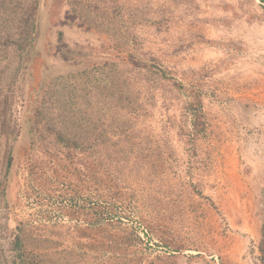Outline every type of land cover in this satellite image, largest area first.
I'll return each instance as SVG.
<instances>
[{
  "label": "rangeland",
  "instance_id": "obj_1",
  "mask_svg": "<svg viewBox=\"0 0 264 264\" xmlns=\"http://www.w3.org/2000/svg\"><path fill=\"white\" fill-rule=\"evenodd\" d=\"M64 1L38 0L34 15L40 25L36 48L44 59V74L50 78L69 74L72 87L85 82L91 97L87 112L94 111L99 99L110 101L99 90L114 83L122 85L140 109L133 113L103 107L100 117L111 140L108 151L90 142L92 148L87 153H72L69 159L65 149L50 146L59 162L48 160L40 151L39 162L48 167L37 182H49L56 193L92 182L89 196L95 202L98 171L92 179L87 168L98 164L108 168L128 194L126 206L117 214V227L126 240L124 255L87 251L94 239L80 238L78 233V228L86 224L62 217L57 210L59 200L56 196L47 199L43 191L37 192L39 203L33 197L24 199L23 206L15 209L16 214L32 226H67L61 235L55 228L52 240L62 242L76 255L88 254L83 264H264V3L114 0L125 27L105 25L108 40L153 58L157 75L148 78L143 71L130 70L119 62L82 79L70 74L73 68L45 54V45L56 40L58 28L52 24L63 17ZM91 17L102 22L96 13ZM62 31L71 49L93 50V54L84 53V58H111L104 50L111 44L100 35L75 28ZM5 35L0 30V46L7 44L10 49L3 40ZM126 35L130 36L128 41ZM6 63L16 75L11 78L10 90H0L2 97L11 100L8 113L16 124L23 112L18 104L27 73L13 58L0 61V69ZM172 80L199 94L201 118L197 127L189 98L186 93L179 96L175 90L171 92ZM79 105L83 107L81 99ZM90 118L94 120L95 116ZM121 121L127 122L124 127L133 147L125 158L117 153L122 148L119 139L124 138L116 133L122 126L117 122ZM0 151L2 154V148ZM59 163L64 164L66 172L59 170ZM56 170L61 174L57 179L53 176ZM82 195L77 197L79 202ZM3 214L0 206V264L9 261Z\"/></svg>",
  "mask_w": 264,
  "mask_h": 264
},
{
  "label": "trees",
  "instance_id": "obj_2",
  "mask_svg": "<svg viewBox=\"0 0 264 264\" xmlns=\"http://www.w3.org/2000/svg\"><path fill=\"white\" fill-rule=\"evenodd\" d=\"M259 1L264 3V0ZM10 3L14 5L10 6ZM63 3L66 5L63 17L52 24V27L58 28L56 40L54 43L45 45L44 49L48 57L56 58L73 68L71 75L84 79L89 73L119 62L130 70L143 71L148 78L157 75L158 66L153 58L140 55L136 50L122 44H111L108 40L105 25L111 26V23H117L120 29L125 27L121 16L117 15L114 0H65ZM37 9L38 0H0V16L2 15L0 30L6 32V38L3 40L10 46V49H7V44H4V47L0 46V52H2L0 61L8 58L17 59L20 68L27 73L26 77L25 74L23 76L26 84L21 88L22 96L18 104L23 112H20L22 116L16 124L15 121L13 122V116L8 113L11 100L8 96L2 97L0 90V150L2 148L0 206L4 209L5 218L2 228L6 232L5 238L9 246L7 248L9 261L6 264H83L86 262L83 257H88V254L76 255L73 249L64 247L62 242L52 240L51 235L57 231L55 228H59L61 233L58 231L57 235H61L63 234L62 229L66 230L67 226H53V228L42 225L32 226V222L16 214L15 209L23 206L24 199L29 201L33 197L39 203L37 199L40 195L37 192L42 194V191L47 194V199L56 196L55 198L59 200L57 210L62 217L86 224L85 228H78V233L80 238L94 239L90 242L87 251L93 254L103 251L124 255L126 240L123 239V233L117 227V214L119 208L126 206L128 194L121 190L116 177L109 173L108 168H100L103 164L88 166L87 173L92 179L94 177L91 175L98 171V176L94 181V191L97 194L95 202L89 196L92 194L89 192L93 185L92 182L84 186L81 183L78 186H69L71 191L61 189L60 193L59 191L56 193V191H51V186H48L49 182L48 184L42 180L37 182L38 177L48 167L44 162H39L38 155L41 151L48 160L57 161V157L49 150L50 146H53L56 150L65 149L67 153L65 157L71 159L72 153H87L92 148L90 142L108 151L106 147L111 144V140L108 127L100 117L103 107L110 106L109 109L112 110L136 113L140 109L139 104L131 98L130 93L122 85L114 83L112 87L99 90L101 95L110 97V101L99 99L92 108L94 111L87 112L90 108L91 97L90 88L85 85V82L72 87V84L68 83L69 74L51 78L44 74L41 66L44 59L42 53L36 48L40 31L39 22L34 18ZM14 13H16V18L13 17ZM94 13L102 22L99 23L92 19L91 14ZM8 23H11V26ZM69 28L100 35V38L108 40L111 45L104 50L110 54L111 58H105L103 55L95 56L94 61L84 58L83 55L86 52L93 54L91 48L71 49L65 42L62 31V29ZM129 38L130 36L126 35L125 40L128 41ZM33 61L37 63H32ZM4 65L0 69V87L4 89L7 87L10 90L11 78H14L16 73L9 71V64ZM30 67H32L31 71H28ZM56 81L62 83L57 84ZM172 81L174 82L171 85V92L175 90L179 96L183 92L189 98L188 106L193 115L195 127H197L200 125L198 120L201 118L199 94L180 82ZM45 96H48V100ZM80 99L83 107L79 105ZM93 115L94 120L90 118ZM114 120L116 122L115 118ZM126 123L125 121L117 122L122 126L119 127L118 132L116 131L124 137L119 139L122 148H118L117 152L124 158L127 151L133 150L130 144L131 138L126 133L127 128L124 127ZM122 142L127 146L125 147ZM104 153L108 156V152ZM63 167L64 164L59 163V170L66 172ZM53 176L57 179L61 174L56 170ZM75 181L79 182L78 177ZM81 194L85 196L79 202L77 197ZM261 197L262 204H264V183ZM64 201L67 203L62 206ZM261 213L264 214V205ZM111 229L117 232H111Z\"/></svg>",
  "mask_w": 264,
  "mask_h": 264
}]
</instances>
